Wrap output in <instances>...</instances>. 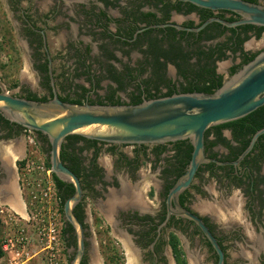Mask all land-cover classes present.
<instances>
[{"label": "flooded vegetation", "instance_id": "obj_1", "mask_svg": "<svg viewBox=\"0 0 264 264\" xmlns=\"http://www.w3.org/2000/svg\"><path fill=\"white\" fill-rule=\"evenodd\" d=\"M246 1L264 5V0ZM1 4L15 29V44L38 74L35 86L22 79L24 86L16 96L28 99L50 100L56 91L62 100L73 103L116 105L175 93H208V80H220L223 85L264 51V43L254 47L257 41H264V26L233 27L212 21L196 30L210 18L233 22L242 15L188 0H1ZM0 91H4L1 83ZM1 123L0 202L23 205L18 164L30 136L48 153L49 139L14 122ZM216 127L209 128L206 136V155L226 163H202L177 202L206 222L227 259L232 247L240 264H264V138L260 135L252 150L234 165L228 162L240 157L254 134L237 137L233 128ZM12 138L17 139V151L23 153L14 163L1 155V141ZM83 138L70 146L80 164L83 186L82 199L74 208L86 230L81 264H92L89 244L93 238L88 239V227L96 220L107 223L113 235L111 244L125 256L126 264H177L172 234L180 239L190 264L180 238L186 227L201 234L216 255L192 220L169 210V193L186 173L192 157L190 139L119 144ZM189 146L192 149L187 154ZM68 191L64 186L62 192ZM61 203L60 198L67 228L71 224ZM171 204L179 209L174 199ZM1 213L2 209L0 220ZM219 220L224 223L219 225ZM67 235L65 251L71 257L69 250L74 256L77 246L74 228Z\"/></svg>", "mask_w": 264, "mask_h": 264}, {"label": "water", "instance_id": "obj_2", "mask_svg": "<svg viewBox=\"0 0 264 264\" xmlns=\"http://www.w3.org/2000/svg\"><path fill=\"white\" fill-rule=\"evenodd\" d=\"M209 9H226L242 15L229 22L210 18L196 30L212 21L227 26L254 24L264 26V5L246 0H188ZM180 28L179 26H176ZM264 105V51L228 78L213 93L185 92L145 99L137 104H79L62 100L54 91L50 100H34L0 91V111L10 122L45 134L50 143L48 153L52 172L74 186V193L65 200L63 213L76 235V251L71 264H81L86 250L83 223L74 208L83 196L79 176L62 160L63 144L69 135L111 143H160L190 139L193 152L184 176L174 185L168 197L169 210L192 220L210 242L217 255V264H226V253L218 237L198 215L177 202L180 192L188 188L202 163L219 162L206 155V131L214 126L238 120ZM264 134L258 129L247 149L235 160L237 165ZM175 200L178 210L172 207ZM253 253H251L252 255ZM251 257V256H250ZM190 264H193L189 257Z\"/></svg>", "mask_w": 264, "mask_h": 264}, {"label": "rangeland", "instance_id": "obj_3", "mask_svg": "<svg viewBox=\"0 0 264 264\" xmlns=\"http://www.w3.org/2000/svg\"><path fill=\"white\" fill-rule=\"evenodd\" d=\"M8 16L11 17L12 13H10ZM14 30L15 29L10 24V21H8L7 14L3 12V7L0 0V83L5 92L16 95L21 91L22 86H24L22 79L26 78L27 81L31 82L32 86H35L38 82V74L35 73L31 67L32 62L29 61L28 56L24 52L20 51L18 49L19 46L15 44ZM263 43L264 41H257L254 47H261ZM72 61L70 60V63H72ZM16 141L17 139L14 138H12L10 141H1V155L4 156L5 159L12 158V163H14L16 154H19L16 149ZM13 154L14 156H12ZM48 160V152L41 151L36 143L29 144L23 159L21 160L20 164H18V175H22V177L25 178V184H27L26 189L24 190L27 199L30 196L38 193L40 195L42 194V196L45 195L46 183L43 176L44 172H40L38 165L45 163V165L48 166ZM27 161L30 163L32 161L35 162L34 170L31 168L28 171L26 170L25 167ZM36 200L33 204L29 205L32 210V215L35 216V219L29 218L27 221L26 219L31 216V213L28 215L29 211H27V208L24 204L22 211H18L15 208V211L17 212H13L17 218H19L20 215H23L24 218H26L25 220L19 221L21 218L18 220L14 217L13 219L10 218L8 212L6 211L8 206L6 207L4 203L0 202V209L4 210V212L1 213L2 218L0 220V242L3 245L4 241L9 238H12L15 241L17 235H19V228L23 227L25 224L24 234L26 233L30 238V248L32 249V253H35V256L25 264H48L45 251H39L43 245L37 242L38 235L40 233L39 227L42 226L43 221L46 219L44 211H41L40 206L45 207L46 200L41 202L39 197ZM10 203H12V201H10ZM36 206H39L40 208H37ZM9 214L12 215L11 212H9ZM218 223L219 225H222L224 222L223 220H219ZM89 225L88 239L92 240L93 238L89 244V248L91 250V263L126 264V258L120 253V251L118 252L122 255V258L121 256L114 257V252L117 250L112 248V244L114 243L112 240L113 235L110 228L107 226V223L103 220H96L94 222H90ZM180 236L182 243L188 250L189 257L191 260H193V262L197 261L196 264H217L215 254L208 249L205 239L201 234H193L188 231V228L186 227L184 231H181ZM74 245L76 244L74 243ZM69 251V255H71V257L68 256L66 251H63L61 255V259L63 258L66 261L65 264H71L73 252H71V249ZM228 251L230 254L227 259V263L240 264L241 261L237 262V256L232 254L234 249L230 247ZM12 255V252H10V254L8 253L7 255L4 254L2 256L3 258H0V264H10L9 259L12 257Z\"/></svg>", "mask_w": 264, "mask_h": 264}, {"label": "built area", "instance_id": "obj_4", "mask_svg": "<svg viewBox=\"0 0 264 264\" xmlns=\"http://www.w3.org/2000/svg\"><path fill=\"white\" fill-rule=\"evenodd\" d=\"M29 144L31 143H36L34 142V139L32 136L29 137ZM35 162L32 161L31 163L29 161L26 162V170L28 171L30 168L34 170L35 167ZM42 164V165H41ZM38 165V168L40 169V172H44V178H45V183H46V189H45V195L42 196L38 194H34L33 196H30L28 199L26 198V194L24 190L26 189L27 184H25V178L19 176L21 182V187H22V194L24 197V205L27 208V211H29L28 215L29 216L27 219L24 218L23 215H20L19 218L15 216L13 212L15 209L12 206H6V211L8 212V215L10 218L13 219H19L25 220L26 221L31 218L35 219V216L32 215V210L29 207L30 204H33L34 201L39 197L41 199V202L46 200L45 207H41V211H44V214L46 216V219L43 221L42 226L40 228V233L38 235L37 242H39L42 246V248L39 250L45 251L47 255V262L48 264H65V260L62 258L61 255L62 252L65 251V244H64V239H63V228L65 225L64 218L61 216L60 212V197L58 195V190L56 187V183L53 178V172L51 167L46 166L45 163H41ZM22 174V173H21ZM44 182V180H43ZM40 184V183H39ZM39 201V200H36ZM37 208H40L39 206H36ZM4 212V210H2ZM9 212L12 213L9 214ZM47 213V214H46ZM25 224L23 227L19 228V235H17L16 240L14 241L12 238H9L4 241L2 248L4 251V254H10V252L13 253L12 257L9 259L10 264H25L27 263L31 258L35 256V253H32V249L30 248V238L28 235L25 233ZM36 247V245H35ZM3 258V257H2ZM66 258V257H65Z\"/></svg>", "mask_w": 264, "mask_h": 264}, {"label": "trees", "instance_id": "obj_5", "mask_svg": "<svg viewBox=\"0 0 264 264\" xmlns=\"http://www.w3.org/2000/svg\"><path fill=\"white\" fill-rule=\"evenodd\" d=\"M254 58V56L252 57ZM236 68H234V72L236 71L235 70ZM208 85L206 86L207 87V90L208 93H213L217 88H219L221 85H222V82L219 80L216 81V79H213L211 78L210 80H208ZM43 99V98H42ZM45 100V98H44ZM67 100V98H66ZM77 102H80V99H76ZM4 122L6 124H8L10 121L5 118L1 113H0V124H2L1 122ZM223 127H230V128H233L234 130V133L235 135L238 137V136H252L258 129L264 127V105L259 107L257 110L251 112L250 114H248L247 116L243 117V118H240L238 120H235V121H231V122H228V123H225V124H222V125H218L216 128L217 130H220V128H223ZM41 134V132H39ZM210 133V129H208L206 131V136H208ZM219 136L222 140H225L224 137L221 136V133H219ZM262 138H264V134L261 135ZM46 140H48L46 137H45ZM80 139H84L82 136H79V135H69L67 138H66V143L64 142L63 144V149H62V152H61V157H62V160L79 176L80 174V164L78 163L77 161V155L74 154V149L73 151L70 150V146L74 145V143ZM248 141L249 139L245 140V145L248 144ZM191 149L192 147L189 146L188 150H187V154H190L191 152ZM49 150H50V143H49ZM76 156V157H75ZM77 162V163H76ZM71 163H73V165H71ZM48 166L50 167V162L48 160ZM53 178H54V181L56 183V187H57V190H58V195L59 197L61 198L62 200V203L61 205H64V202H65V199H66V195L70 196L74 193V186L73 185H70V184H67L65 181L61 180L59 177H57L54 173H53ZM68 186L69 187V191L64 194L62 192L63 190V187L64 186ZM69 224V223H68ZM73 228L71 225H69V227L67 228H64L63 231H62V234H63V238L64 240L68 238V233L69 231H71ZM171 244H172V248H173V253H174V256L176 258V261H177V264H188L187 262V259H186V256H185V253L182 249V246H181V243H180V239L177 237V235L175 234H172L171 236ZM76 244V243H75ZM114 248V247H112ZM116 249V248H114ZM115 256H121L122 258V255L118 252V251H115L114 252ZM4 255V251H3V248H2V244L0 242V258ZM217 256V255H215Z\"/></svg>", "mask_w": 264, "mask_h": 264}, {"label": "bare ground", "instance_id": "obj_6", "mask_svg": "<svg viewBox=\"0 0 264 264\" xmlns=\"http://www.w3.org/2000/svg\"><path fill=\"white\" fill-rule=\"evenodd\" d=\"M16 152H17V151H16ZM19 153H21V152H19ZM21 154H23V153H21ZM12 156H14V154H13ZM18 156L20 157V154H16V157H15V158H17ZM2 190H3V189H2ZM6 192H7V191H5V193H6ZM0 194H1V193H0ZM3 194H4V193H3ZM19 204H20V203H18V202H15V201L13 202V201H12V206L15 207L18 211H22L23 208L20 207V206H17V205H19ZM131 259H132V258H131ZM197 259H198V258H197ZM129 260H130V259H129ZM198 261H199V260H198ZM196 262H197V261H194V264H196Z\"/></svg>", "mask_w": 264, "mask_h": 264}, {"label": "crops", "instance_id": "obj_7", "mask_svg": "<svg viewBox=\"0 0 264 264\" xmlns=\"http://www.w3.org/2000/svg\"><path fill=\"white\" fill-rule=\"evenodd\" d=\"M17 206H20V207H22L23 208V205H17ZM13 207V206H12ZM14 209H15V207H13Z\"/></svg>", "mask_w": 264, "mask_h": 264}]
</instances>
